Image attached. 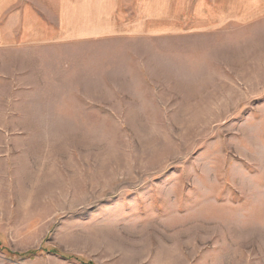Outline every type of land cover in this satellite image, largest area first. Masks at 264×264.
<instances>
[{
    "label": "rangeland",
    "instance_id": "rangeland-1",
    "mask_svg": "<svg viewBox=\"0 0 264 264\" xmlns=\"http://www.w3.org/2000/svg\"><path fill=\"white\" fill-rule=\"evenodd\" d=\"M150 42L146 79L0 50V264H264V22Z\"/></svg>",
    "mask_w": 264,
    "mask_h": 264
},
{
    "label": "crops",
    "instance_id": "crops-1",
    "mask_svg": "<svg viewBox=\"0 0 264 264\" xmlns=\"http://www.w3.org/2000/svg\"><path fill=\"white\" fill-rule=\"evenodd\" d=\"M261 21L264 0H0V50L47 54L25 79H146L150 41Z\"/></svg>",
    "mask_w": 264,
    "mask_h": 264
}]
</instances>
